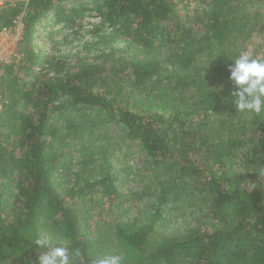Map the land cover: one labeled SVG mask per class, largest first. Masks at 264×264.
<instances>
[{"label": "trees", "instance_id": "trees-1", "mask_svg": "<svg viewBox=\"0 0 264 264\" xmlns=\"http://www.w3.org/2000/svg\"><path fill=\"white\" fill-rule=\"evenodd\" d=\"M69 1L29 0L24 58L0 76V90L13 91L0 112V264H38L44 238L81 250L80 264L100 254L122 264H264V114L235 113L226 70L245 52L264 58V0H73L66 10ZM81 10L111 28L97 27V43L112 36L104 52L32 71L34 25L52 12L72 22ZM102 123L138 144L157 183L141 193L146 203L129 205L137 213L92 224L93 195L116 194L112 157L106 166L100 150L82 147L63 192L56 144Z\"/></svg>", "mask_w": 264, "mask_h": 264}, {"label": "rangeland", "instance_id": "rangeland-1", "mask_svg": "<svg viewBox=\"0 0 264 264\" xmlns=\"http://www.w3.org/2000/svg\"><path fill=\"white\" fill-rule=\"evenodd\" d=\"M23 1L0 0V18H5L6 20L11 18L15 11L22 9ZM73 3V0L67 2L64 5L66 10ZM81 14L83 15L82 18H78L72 22H64L57 20V16L52 12L34 25L31 29L29 42L33 45L32 49H35L38 58L31 65L33 67L32 71H41V68L52 71L51 65L45 63L47 60H52V57L55 61H64L66 66H75L78 65L80 59L89 60L91 57L97 55V49L100 47L103 49L102 52H104L103 47L109 44L112 36L102 39L101 44L97 43L100 41L98 35L101 33L100 29L97 30V27L102 28L103 32L107 35L110 34L111 28L107 23L102 24L101 17L94 10H81ZM22 71L23 69L21 68L15 71V74H18L17 77H21ZM4 89V94L10 97L13 93V91H10L11 88L9 86L6 88L5 85ZM21 107L22 105L16 106V110H19ZM28 110H31L29 106H27ZM67 113L69 116L74 115L70 111ZM56 117L58 120H61L62 124L65 123L64 114L60 115L57 113ZM88 127L82 131L81 136L77 138L69 136L70 138L67 140L56 144L59 166L54 173L56 179L61 183L62 191L65 192V189L73 180L71 173L77 170L78 159L84 153V150L81 151L82 147H88L91 152H98L100 150L99 162L103 163V165H109L103 159H108L109 161L111 160L110 157H112L113 162L111 161L109 170L115 178L116 194L111 196L110 199L102 197L101 193L93 195L95 197L93 203L97 205V208L91 223L106 222L119 215L129 217L137 211L134 208L136 205L143 202L146 203L147 200H144L146 196H141V193L146 194L152 191V189L149 187L145 188V186H149V182L152 184L157 183V180L153 179L154 171L145 170L142 166L144 154L143 151H140V147L135 141H126L117 137V133H122L120 126L102 123L99 126L93 127L92 125ZM113 132H116V134H112ZM130 204L134 205V207L129 208ZM97 212H100L101 215L97 214ZM186 213L187 211L180 215L177 225L185 224L187 221Z\"/></svg>", "mask_w": 264, "mask_h": 264}, {"label": "clouds", "instance_id": "clouds-1", "mask_svg": "<svg viewBox=\"0 0 264 264\" xmlns=\"http://www.w3.org/2000/svg\"><path fill=\"white\" fill-rule=\"evenodd\" d=\"M230 61L232 63L226 70L234 89L229 95L235 113L264 114V58L245 52ZM35 245L37 249H46L40 251L38 264H80L83 260L81 250H73L70 254L67 247L50 246L47 238L35 240ZM90 264H122V257L119 254H100L92 257Z\"/></svg>", "mask_w": 264, "mask_h": 264}, {"label": "built area", "instance_id": "built-area-1", "mask_svg": "<svg viewBox=\"0 0 264 264\" xmlns=\"http://www.w3.org/2000/svg\"><path fill=\"white\" fill-rule=\"evenodd\" d=\"M29 0L23 1L20 12L10 18L9 23H4L0 18V76L3 67L17 63L24 58V52L19 48L24 39L25 25L22 20ZM10 105L9 97L0 90V112Z\"/></svg>", "mask_w": 264, "mask_h": 264}]
</instances>
